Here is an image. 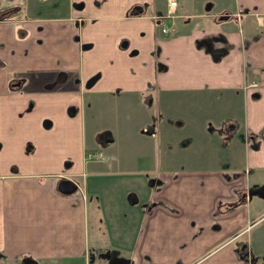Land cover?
<instances>
[{
    "label": "crops",
    "instance_id": "crops-1",
    "mask_svg": "<svg viewBox=\"0 0 264 264\" xmlns=\"http://www.w3.org/2000/svg\"><path fill=\"white\" fill-rule=\"evenodd\" d=\"M166 10L0 0V264H96L99 247L111 264H264V0ZM118 99L157 116L98 121ZM118 222L138 223L128 244Z\"/></svg>",
    "mask_w": 264,
    "mask_h": 264
},
{
    "label": "rangeland",
    "instance_id": "rangeland-1",
    "mask_svg": "<svg viewBox=\"0 0 264 264\" xmlns=\"http://www.w3.org/2000/svg\"><path fill=\"white\" fill-rule=\"evenodd\" d=\"M218 1L221 3H228L229 1L232 3L234 2V0H218ZM217 4L218 3L214 4V3L208 2L207 8L214 7ZM110 103L107 102V104H104L103 107L106 110L105 109H97L98 121H100L102 124H106V123L110 124L116 120H122V119H129L132 122L137 123V124L143 122L146 119V122L148 120H151V122L153 123V120L157 116V114H155V112H153V111L152 112L147 111L148 112V115H147V112H145L143 110H138V109L133 108V107L127 108L128 104L126 103V101H122L120 99H118L116 102H113L111 104ZM129 105L132 106L133 103L130 101ZM112 125H113V123H112ZM150 125H151V128H153V124H150ZM137 128H138V126H137ZM139 128H141V125L139 126ZM210 128H211V126H210ZM116 177L117 176H111V180L113 181L114 179H116ZM108 180H110V177L108 178ZM128 181H129V178H128ZM129 183H130V181L127 182L126 185H128ZM248 194H249V191H248ZM250 194H251L250 199L251 198L253 199L255 194H258V195L264 197V187L252 186L250 189ZM247 197H248V195H247ZM106 223H108V222L104 221V224H106ZM137 224L138 223H132V222L131 223H126V222L125 223H119V222L113 223L112 229H108V230L113 234L112 239L116 243H118L119 245L128 244L129 239H127V238L128 237L130 238L131 236H133L136 233V229L139 228L137 226ZM132 246L133 245L131 242L129 245V248H131ZM101 250H102L101 247H99L98 250H91V255H92V257H94L93 261L96 264H111V261H109L110 259L116 260L113 258V256L111 257L109 255V253H105V257L107 259L103 258V256H102V255H104L103 253L98 254V251H101ZM104 250H111V249L108 248V249H104ZM119 250H125V247H124V249H119ZM254 250H256V248ZM260 259H262L264 262V256L263 255L260 256ZM122 261H123V264H125L124 260H122ZM127 262H128V260H127Z\"/></svg>",
    "mask_w": 264,
    "mask_h": 264
},
{
    "label": "trees",
    "instance_id": "trees-1",
    "mask_svg": "<svg viewBox=\"0 0 264 264\" xmlns=\"http://www.w3.org/2000/svg\"><path fill=\"white\" fill-rule=\"evenodd\" d=\"M138 11L136 9H132L131 13H137ZM232 121H235V123H232ZM212 125V124H211ZM212 127V126H211ZM219 131L223 133V143H226L228 141V138L231 134L235 133L239 125L237 124V120H233L232 118H225L222 123L219 126ZM236 127V128H235ZM235 128V129H234ZM231 129V130H230ZM234 129V130H233ZM235 131V132H234Z\"/></svg>",
    "mask_w": 264,
    "mask_h": 264
},
{
    "label": "built area",
    "instance_id": "built-area-1",
    "mask_svg": "<svg viewBox=\"0 0 264 264\" xmlns=\"http://www.w3.org/2000/svg\"><path fill=\"white\" fill-rule=\"evenodd\" d=\"M178 1L179 0H167V3H168V12H167L166 16H172V15H174V13H175V11L177 9ZM163 17H165V16H163ZM162 31L164 33H168V32L171 31V27L164 23V24H162ZM253 84L254 85H257V82L254 81ZM89 156L90 157L91 156L93 157L94 156V153L89 152Z\"/></svg>",
    "mask_w": 264,
    "mask_h": 264
},
{
    "label": "water",
    "instance_id": "water-1",
    "mask_svg": "<svg viewBox=\"0 0 264 264\" xmlns=\"http://www.w3.org/2000/svg\"><path fill=\"white\" fill-rule=\"evenodd\" d=\"M227 17H228V14H222L220 16V18H227ZM62 188L70 192L77 188V184L74 183L72 180L67 179L62 183Z\"/></svg>",
    "mask_w": 264,
    "mask_h": 264
},
{
    "label": "flooded vegetation",
    "instance_id": "flooded-vegetation-1",
    "mask_svg": "<svg viewBox=\"0 0 264 264\" xmlns=\"http://www.w3.org/2000/svg\"><path fill=\"white\" fill-rule=\"evenodd\" d=\"M180 1V0H179ZM179 1H178V5H177V9H176V11H175V13H174V15H172V16H166V14H167V12H168V3H167V0H166V3H167V10H166V12H165V14H163L161 17H162V19L164 20H167V21H171V18H176L177 16H178V14H177V11H178V7H179ZM226 14H228V16H229V13L227 12ZM222 15V14H221ZM220 15V16H221ZM163 16H165V17H163ZM162 20V21H163ZM168 26H169V24H167ZM175 29V27L174 26H171V31H173Z\"/></svg>",
    "mask_w": 264,
    "mask_h": 264
}]
</instances>
